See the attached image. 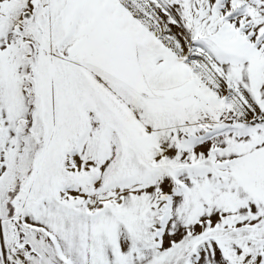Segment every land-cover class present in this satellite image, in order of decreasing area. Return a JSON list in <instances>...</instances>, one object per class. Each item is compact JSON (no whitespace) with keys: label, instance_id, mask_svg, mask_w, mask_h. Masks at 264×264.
Instances as JSON below:
<instances>
[{"label":"snow or ice","instance_id":"obj_1","mask_svg":"<svg viewBox=\"0 0 264 264\" xmlns=\"http://www.w3.org/2000/svg\"><path fill=\"white\" fill-rule=\"evenodd\" d=\"M0 264H264V0H0Z\"/></svg>","mask_w":264,"mask_h":264}]
</instances>
